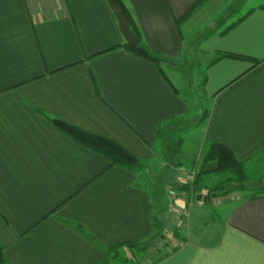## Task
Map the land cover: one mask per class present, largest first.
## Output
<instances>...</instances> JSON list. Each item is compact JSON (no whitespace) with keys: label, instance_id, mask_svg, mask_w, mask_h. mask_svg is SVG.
Masks as SVG:
<instances>
[{"label":"crops","instance_id":"1","mask_svg":"<svg viewBox=\"0 0 264 264\" xmlns=\"http://www.w3.org/2000/svg\"><path fill=\"white\" fill-rule=\"evenodd\" d=\"M119 1L144 44L165 59L158 65L124 47L107 0H0L6 264H98L106 248L119 247V257L124 244L151 236L155 221L164 229L147 178L112 165L51 119L111 139L148 164L159 146L158 125L185 123L189 112L174 61L187 51L193 22L206 27L194 47L199 57L211 63L218 52L239 56L205 67L210 104L201 144H222L239 162L264 151V3L233 7L240 13L217 30L210 23L221 18L218 0ZM196 194L170 191L172 228L156 245L162 254L134 250L117 264H264V192H231L203 204L197 202L203 192Z\"/></svg>","mask_w":264,"mask_h":264},{"label":"rangeland","instance_id":"2","mask_svg":"<svg viewBox=\"0 0 264 264\" xmlns=\"http://www.w3.org/2000/svg\"><path fill=\"white\" fill-rule=\"evenodd\" d=\"M261 3H264V0H218L216 7H220L219 10H221V18L210 23V25L214 27V29L220 30L227 24H229L240 13L235 12L233 14L232 12H230L233 7H248ZM196 23L197 22H193L192 24L193 28L190 31V35H192L193 37L188 40V46L185 55L180 59L174 61L175 65L182 69L181 78L183 80V86L186 82L185 87L182 88V92L188 99V115L184 119L185 123L174 121L169 124L167 136L171 137V142L166 143V148L163 147V143L157 146L153 158L148 163V167L150 169L144 171L143 173L144 177L148 180V188H150V190L155 194V215L161 222L164 223V229L166 231H170V229L172 228L170 191H175L177 193L182 192L189 197L190 195H192L193 198L198 197V194H196L197 192L193 185L198 175V169L202 160L204 144H201L200 141L202 139L205 123H197V121L201 117L203 110L209 109L210 101L207 99L204 92L203 82L204 78L206 77L205 67L209 63L210 57H199L197 54L198 47L194 48L202 39V37H200V34H202L203 31L206 30V27L204 26L197 27ZM202 23L203 22H200L198 24ZM196 41L198 42L196 43ZM173 79L175 81L177 78L173 76ZM175 82L178 81L176 80ZM177 84H180V82H178ZM177 138H181L182 141V144L179 147H177L176 145ZM165 166L168 167L163 170ZM213 166L214 163H209L205 165L204 169L211 170ZM258 167H261V170L257 169L259 171L253 173L256 175L264 176V162L258 163ZM218 178V175L209 174L208 180L215 181ZM184 183L190 185L188 190L174 188V185ZM231 192L235 193L238 192V190H231ZM249 192V189H247V192L244 191L243 193L247 194ZM225 195L226 194L221 193L216 195H209L208 193L203 192V196L201 197H203L204 199L206 198V201L208 199L214 202L219 201ZM191 205L193 206L197 204L191 202ZM174 219L177 221V215H175ZM163 232L165 231L163 230ZM163 243L164 242L162 240L158 243L151 244L150 247L152 250H156V247H161L160 245H163ZM155 252H158V254H156ZM162 252H164V249L162 248H160V250L153 251L155 255H160L162 254ZM120 254V256H122L124 259H130L132 256V252H128L127 249L121 250ZM143 255L144 254L140 253V256ZM120 256L114 259V262L116 264L117 262L121 261Z\"/></svg>","mask_w":264,"mask_h":264},{"label":"trees","instance_id":"3","mask_svg":"<svg viewBox=\"0 0 264 264\" xmlns=\"http://www.w3.org/2000/svg\"><path fill=\"white\" fill-rule=\"evenodd\" d=\"M120 9L126 15L129 26L133 33L139 37V41L136 46H130L126 42L124 47L126 49L138 56H141L155 64H159L161 61L165 60L161 57L160 54L150 50L142 41L138 28L136 27L134 20L125 9V7L120 3L119 0H116ZM193 5L192 8H194ZM192 8L187 11L183 17L178 19L179 21H183L185 18H188L191 15ZM228 28V27H227ZM226 30V29H225ZM224 32V31H222ZM208 33L204 34L207 35ZM222 57H230V58H239L238 55L229 53V52H218L214 59L208 65L213 62L221 59ZM242 58V57H241ZM244 58V57H243ZM179 72L182 74V69L178 68ZM205 80V78H204ZM209 116V109H204L201 117L198 119V122L205 123L206 119ZM176 119H171L166 123L160 124L156 130L157 142L159 144L163 143V147L166 148V143L171 142V137L167 136L169 130V124H171ZM52 123L60 129L62 132L67 134L73 140L77 141L81 145L101 154L105 158H107L112 165H120L125 167L137 174H139L140 178H143V171L147 168L148 164L139 159L119 143L96 135L92 133H88L82 131L66 122H63L59 119H51ZM173 138V137H172ZM181 142V143H180ZM182 144L181 138H177L176 145L179 147ZM264 159V151L258 152L255 155L249 157L245 161H237L233 156L231 150L219 143H213L206 141L204 143L202 160L198 169V175L194 181V187L196 192H205L209 195L216 194H227L228 192L241 191L247 192L249 189V196L255 197L259 194H263L262 183L264 181V176L256 175L253 172H258L261 167H258V163H263ZM215 163V167L211 170L204 169L206 164ZM168 166H165L163 170ZM209 174L218 175L219 178L215 181H209ZM221 177V178H220ZM190 185L184 184H176L174 185L175 189H186L188 190ZM193 189V188H192ZM73 226L79 230L81 234L85 237L93 240V237L82 228L79 224H73ZM156 229L147 239L143 241H138L135 243H127L124 244V247L130 252L134 250L143 252L146 257L152 254V249L150 247L151 244L158 243L162 241L164 238L163 227L160 222L155 221ZM117 246L106 248L104 250V256L102 260L98 264H113L114 258L118 255ZM159 250V249H157ZM156 250V251H157ZM162 256V255H161ZM0 264H6L3 257V248L0 244Z\"/></svg>","mask_w":264,"mask_h":264},{"label":"water","instance_id":"4","mask_svg":"<svg viewBox=\"0 0 264 264\" xmlns=\"http://www.w3.org/2000/svg\"><path fill=\"white\" fill-rule=\"evenodd\" d=\"M107 2L117 19L119 29L121 31V34L123 35L125 42L130 46H136L139 41V37L135 35L131 30L126 15L120 9L116 0H107ZM262 189L264 192V181L262 183Z\"/></svg>","mask_w":264,"mask_h":264},{"label":"built area","instance_id":"5","mask_svg":"<svg viewBox=\"0 0 264 264\" xmlns=\"http://www.w3.org/2000/svg\"><path fill=\"white\" fill-rule=\"evenodd\" d=\"M203 196V195H202ZM189 197V196H188ZM190 197H192V195H190ZM204 198L203 197H200V198H198V200H197V202L199 203V204H203V202H204V200H203ZM177 225H180L181 224V219L180 218H177ZM138 264H153V262L151 261V260H144V261H141V262H139Z\"/></svg>","mask_w":264,"mask_h":264}]
</instances>
